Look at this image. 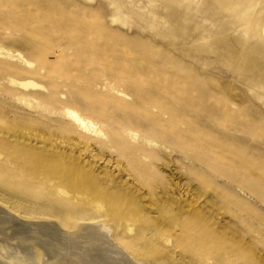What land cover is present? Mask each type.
I'll list each match as a JSON object with an SVG mask.
<instances>
[{"label": "rangeland", "instance_id": "374dc122", "mask_svg": "<svg viewBox=\"0 0 264 264\" xmlns=\"http://www.w3.org/2000/svg\"><path fill=\"white\" fill-rule=\"evenodd\" d=\"M0 52V264H264V0H0Z\"/></svg>", "mask_w": 264, "mask_h": 264}, {"label": "bare ground", "instance_id": "6f19581e", "mask_svg": "<svg viewBox=\"0 0 264 264\" xmlns=\"http://www.w3.org/2000/svg\"><path fill=\"white\" fill-rule=\"evenodd\" d=\"M0 54H1V52H0ZM33 84V83H32ZM32 84H30V83H23L22 85L23 86H34V85H32ZM72 115H75L74 113H71ZM75 120L79 123V125H81V126H85V128H91V127H93V125L91 124V123H86L84 120H81L80 118H78L77 119V116H75ZM2 156L0 155V159H2L1 158ZM2 208V207H1ZM4 208V207H3ZM2 208V209H3ZM15 218H18V217H15ZM19 219H21V218H19ZM0 221L2 222H8V223H14V221H15V219H14V217H12V214H10V213H8V211L6 212V210L5 211H2L1 209H0ZM17 221V220H16ZM21 221V220H20ZM28 221V220H27ZM21 222H23V221H21ZM26 222V221H25ZM49 224H51L50 226H49V228H48V230L49 231H51V230H53V232H54V230L55 229H53L54 228V223H49ZM24 225V224H23ZM6 226H7V224H6ZM53 227V228H52ZM16 231V230H15ZM20 231H23V230H20ZM50 236L48 237V239H50L51 237H53L54 236V233H53V235L52 234H49ZM48 239H46L45 240V242L44 243H42V245H44V244H47L48 242H49V240ZM47 241V242H46ZM121 262V261H120ZM95 264H108V262L106 261V257L104 258V257H102V258H100V259H98V261H96V263Z\"/></svg>", "mask_w": 264, "mask_h": 264}]
</instances>
